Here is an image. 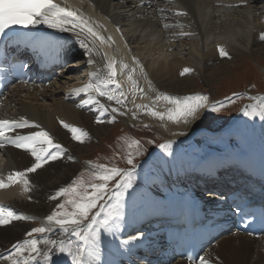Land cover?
I'll list each match as a JSON object with an SVG mask.
<instances>
[{
  "label": "bare ground",
  "instance_id": "1",
  "mask_svg": "<svg viewBox=\"0 0 264 264\" xmlns=\"http://www.w3.org/2000/svg\"><path fill=\"white\" fill-rule=\"evenodd\" d=\"M157 1L161 2L158 8L147 9L141 6L139 0H67L68 5L78 8L90 22H94V27L103 25V28H97V31L105 38L111 36L113 42L110 45H101L97 41L101 55H94L92 58L95 63L90 66L87 63L88 57L84 55L76 37L72 33L64 32L70 36L64 49L70 65L58 73L59 81L49 84L46 88L21 87L8 92L4 108L0 109V119H18L24 116L49 132L54 141L63 146L64 151L58 159L49 160L35 172L27 173V179L30 181L29 192H23L20 183L0 188V204L9 206L17 214L35 216L39 222L56 206L59 198L50 200L49 197L59 188L67 186L71 175L80 169L78 162H82L80 147L77 145L80 141L72 139V134L62 126L61 121L85 130L88 136L83 138V142H88L98 132H102L103 127L111 123L109 121L118 120L125 126L141 122L152 126L161 125L157 117H153L144 109H137L135 104H147L156 111H166L171 105L164 101L152 104V101L158 93L186 96L185 89L192 88V77L188 78V74L200 77L207 86L213 84L215 74L219 70L216 64L222 63L226 58L219 55L217 46L228 52V58L243 54L253 55L264 49V39L261 38L264 37V8L256 7L264 0ZM57 2L63 4V0ZM252 4H256L255 7H252ZM179 12L186 15H177ZM165 24L169 27L165 28ZM36 27L40 30L61 32L46 24H38ZM117 28L119 31H116ZM182 32L190 35H181ZM104 53L117 60V67L120 61L130 68L136 67L133 63L135 58L140 67L137 68L134 79L144 93L143 96L140 92L133 94L134 90L127 81L126 73L121 74L118 71L117 79L127 95L125 103L117 105L115 101L98 98L101 103L118 107L124 115L109 110L100 117L104 125L96 128L93 120L95 119L96 124V117L100 115L98 106L88 104L77 107L86 97L84 94L73 95L71 90L84 84L90 72L97 68L103 69ZM140 68H143V72ZM184 68H190L192 71L182 76ZM81 72L83 74H79ZM148 81H151L152 90H149ZM208 98L209 104L214 103L211 97ZM205 111L201 110L198 118L202 117ZM197 119L190 120L188 126L183 125L181 128L165 125V133L160 132L164 137L162 144L173 142L171 150L165 151L158 147L151 153L149 161L152 171L149 176L134 172L132 190L122 201L119 230L108 233L101 231L98 264H112L115 258L122 259L126 264L140 262L145 239L139 238L121 246V242L126 239L121 238L120 232L127 229V223H137L139 216H145L148 211L159 206L171 192H180L186 185L198 187L215 181L212 168L222 170L229 166L233 173L229 174L231 178L228 177L227 181L235 183H250L253 174L262 170L264 120L247 116V127L242 135L244 147H240L244 152L240 151L229 157L215 155L198 159L194 154L188 155L187 147L183 145L187 139L203 135L211 137L210 133H197ZM161 121L164 125L165 120ZM141 125L143 124L139 126ZM38 130L40 129H18L15 134L26 135ZM33 162L29 152L6 145L0 149V178L7 182L9 173L23 171ZM36 220L12 221L8 225H0V257L13 251L14 243L27 238L25 233L31 230ZM143 224L148 227L146 223ZM58 235V231L48 234L52 238ZM202 256H206L210 264H264V236L259 240L242 235L226 237L219 240L214 247L207 248ZM54 259L56 264H71V260L62 255ZM0 264L6 262L0 259Z\"/></svg>",
  "mask_w": 264,
  "mask_h": 264
},
{
  "label": "snow or ice",
  "instance_id": "2",
  "mask_svg": "<svg viewBox=\"0 0 264 264\" xmlns=\"http://www.w3.org/2000/svg\"><path fill=\"white\" fill-rule=\"evenodd\" d=\"M177 15H186L179 12ZM38 24H46L50 28L57 29L61 32L72 33L84 55L88 57L87 63L92 66L95 61L94 55H101V50L97 46V41L101 45L111 44L113 38L103 35L97 31V28H103V25H96L90 22L78 8L68 5L67 0L58 3L57 0H0V37H5L4 43L7 44L12 36L18 35L13 33L9 35V30L14 28H34ZM165 28L169 25L165 24ZM106 31V29H105ZM119 31V28L116 29ZM181 35H190V33H180ZM264 39V37H261ZM217 51L221 57H227L228 52L221 46H217ZM105 60L103 69L97 68L88 74V80L81 86L71 90V94L80 96L84 94L86 99H82L77 107H83L88 104L98 106L100 115L96 117L98 123H101L100 117L107 111L112 113H124L118 107H112L110 104L101 103L98 97H104L107 101H115L117 105H123L127 100V95L121 82L117 79L118 71L121 74L126 73L127 81L130 82L131 88L135 92H140L143 96L144 90L139 87L134 75L139 62L133 58L136 67H131L123 61L119 62L114 57L103 54ZM143 72V68H140ZM190 68H184L181 72L183 76L189 73ZM149 90L151 81H148ZM239 93H233V97L239 96ZM208 97L201 94L188 96H171L167 93H158L152 104L164 101L171 107L166 111L160 112L153 109L147 104H135L137 109H144L153 117L161 120L167 118L173 123L183 121L185 124L198 118L201 110H218L215 105L208 103ZM232 101V97L226 98ZM248 99L254 101L245 105L241 112L244 116H256L264 120V95L249 96ZM220 107L223 103L217 102ZM114 119V118H113ZM112 122V121H109ZM62 126L72 134V139L83 142V138L88 133L80 128L74 127L63 121ZM36 128L38 131H31L28 134H15L18 129ZM183 135V133H180ZM172 141L159 145L165 151H170ZM6 145H12L18 149L29 152L34 159L30 167L23 171H14L5 179L0 178V188H7L13 184H22V191H30V181L27 179V173L35 172L49 160L58 159L64 149L60 143L54 141L49 132L45 131L24 116L16 118L0 119V149ZM135 146V154L140 155L139 141L132 140L128 147ZM55 149V151H52ZM71 159V157H69ZM127 163L131 165L127 169L108 167L104 164H91L90 176L100 183L86 184L83 179H75L67 187L59 188L54 195L49 197L50 200H57L59 197H67L62 203H57L56 209L51 214L40 221V226L32 227L25 233L27 238L18 241L12 245L13 251L8 255L0 257L6 264H56L54 257L64 256L71 260V264H98L100 234L119 230L118 221L122 218V201L125 192L132 187L134 178V169L136 164L131 152L127 154ZM115 181L112 187L109 182ZM91 188V191L88 189ZM81 189L83 191H81ZM114 189V190H113ZM70 206L71 210H68ZM37 217L24 214H17L9 206L0 204V225H8L12 221H34ZM59 233L56 238L48 236L49 233ZM38 234V235H37ZM61 236L71 238H60ZM139 235L133 236L130 240L121 242V246L128 245L133 240H138ZM199 264H210L206 256L199 257Z\"/></svg>",
  "mask_w": 264,
  "mask_h": 264
},
{
  "label": "rangeland",
  "instance_id": "3",
  "mask_svg": "<svg viewBox=\"0 0 264 264\" xmlns=\"http://www.w3.org/2000/svg\"><path fill=\"white\" fill-rule=\"evenodd\" d=\"M262 3L259 2L258 4L256 3L257 5L252 4L251 6L255 7L256 5L258 9L262 8V6L264 8V2ZM260 12L261 11H259V13ZM263 50L258 53L255 52L253 55L243 54L235 58H224L222 63L216 64L219 66V70L215 74L214 83L208 86L200 77L186 73L190 76L188 78L192 77L190 82L192 88L189 90L185 89L186 96L201 94L211 97L212 101L216 103L221 102L224 105L220 107L216 104L218 109L216 111L206 110L202 117L197 119L196 129L203 128L216 131L229 125L233 116L237 114L247 102H251V100L248 99L249 96L264 94ZM79 74H83V72ZM233 93H239L240 95L233 97ZM210 94H212V96ZM228 97H232V101L226 99ZM94 120L93 125L96 128L100 127V125H104V122L97 123V121L96 124H94ZM164 120V125L162 124L163 121L159 119L161 125L156 124V126L144 122L140 123L143 124L141 126H139L140 124L125 126L118 120L112 121L108 126L105 125V127H103L102 132H98V134L88 140V142H79L77 145L80 147V160L82 162H78L80 169L77 170V173L71 175L70 180L67 182V186L78 178L83 179L86 184L100 183V181L94 180L90 176L88 162H91V164H104L110 168H130L131 165L127 163V154L129 152L133 155L136 164L135 169L145 163L144 166L141 167V171L148 175L151 168L149 161L147 162L146 160L150 154L164 142V137L160 132L165 133L167 128L165 125H170L174 128H181L183 125H189V123L185 124L183 121L173 123L167 118ZM240 121L238 126L231 131L229 140L222 139L219 142H213L207 138H194L188 140L185 143L188 154L192 153L199 157L216 153L229 154V151H236L239 146H244L243 143H241V136L247 127V116L243 115ZM132 140L139 141L140 155L135 154V146L132 148L128 147V144ZM114 183L115 181L109 182V187L111 188ZM81 191L83 190L81 189ZM88 191H91V188H89ZM128 191L129 189L125 194H127ZM65 199H67V197H59L57 203H62ZM54 209H56V206H54L52 210ZM68 210H71L70 206H68ZM51 211L49 214H51ZM33 224V227L40 226V222L37 220Z\"/></svg>",
  "mask_w": 264,
  "mask_h": 264
}]
</instances>
